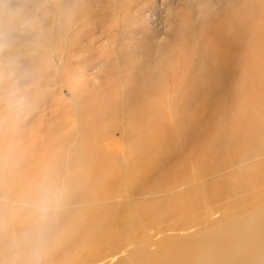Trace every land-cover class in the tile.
<instances>
[{"label":"bare ground","instance_id":"6f19581e","mask_svg":"<svg viewBox=\"0 0 264 264\" xmlns=\"http://www.w3.org/2000/svg\"><path fill=\"white\" fill-rule=\"evenodd\" d=\"M182 18L180 14V20L170 22V39L156 52L159 76L155 68L146 78L140 74L124 82L117 73L124 75L126 70L119 59L112 61L118 53L115 58L107 54L108 66H114L112 78L121 81L114 90L119 97L113 110L100 118L98 128L91 127L89 117L79 121L75 145L69 149V175L62 178L71 189V199L47 264H83L95 254L102 255L98 262L94 257L97 263L109 258L100 264H135L154 251L147 246L143 250L135 230L142 233L157 221L166 202L183 197L185 207H195L199 188L205 197L200 205L202 237L184 236L186 242L179 247L169 244L167 249H173L169 261L264 264V45L255 48L256 35L246 16V24L222 18L221 24L230 23L223 34L214 31L202 39H197L202 32L198 24H192L189 16L191 24L185 23V15ZM173 44L179 46L174 49ZM136 59L129 61L131 71L144 64ZM66 82L75 101L78 83ZM125 87L131 88L127 94ZM41 93L40 101L46 96L43 102H47V90ZM203 109L208 111L196 114ZM61 130L63 125L41 135L40 150L58 149L61 141L55 142L62 137L57 136ZM107 139L122 145L115 153L106 152L100 142ZM54 154L60 155L46 151L43 156ZM44 164L48 167L14 188L13 171H3L0 192L15 198L45 171L57 174L54 164ZM5 207L0 213L7 217ZM126 250L128 254L122 255ZM175 256L182 259L177 262Z\"/></svg>","mask_w":264,"mask_h":264},{"label":"rangeland","instance_id":"374dc122","mask_svg":"<svg viewBox=\"0 0 264 264\" xmlns=\"http://www.w3.org/2000/svg\"><path fill=\"white\" fill-rule=\"evenodd\" d=\"M53 1L51 0V5L54 16L48 22L46 40L38 51L30 53L39 69L32 89L36 97L35 110L22 123H6L0 126V151L11 149L15 160L12 170L14 175L10 181L14 184L12 188L15 184H24L25 179L31 180L39 170L47 168L48 165L44 164L45 162L54 164V168L58 169L57 175L61 179L64 175L65 177L69 175L66 168L68 159L72 157V151L69 149L75 145L74 138L78 135L79 121L89 117L92 121L91 127L98 128L100 118L107 116L108 112L113 110L119 97L118 90H114L115 84L119 85L121 82L120 77H118L120 81L118 83L116 78H112L115 72L112 70L114 66H108L107 54L112 53L111 57L115 58L114 55L118 53L116 59L112 61L119 59L122 69L126 70L127 74L123 75L120 70L121 75L117 73L124 82H127L130 76L136 79L140 74L146 78V73L155 68L158 69V73L155 74L159 76L161 65L156 52L162 51L166 46L170 39V22L180 20V14H183V18L184 15L187 18L186 24H191L188 16L192 24H198L202 32L197 39H202L203 34L210 36L214 31L222 35L223 27L230 24L225 22L221 24L224 18V20L236 21L234 24H246L244 20L246 16L256 35L253 37L255 48H258L260 44L259 48L264 45V0H58L57 5H55L57 0ZM209 5L215 9L210 15L206 14ZM70 12L74 13L70 15ZM175 46L179 45L173 44L172 48ZM133 54L138 59L132 57ZM118 55L121 57L118 58ZM135 59L144 64L131 71L128 66L129 61ZM70 79L74 83L73 86L78 83L75 101L66 86L69 84L66 81ZM47 81L48 85H46ZM40 84H43L42 88L39 87ZM111 88H114L113 91ZM43 89L47 90V102H43L46 96L40 101ZM129 89L131 88L125 87L123 92L127 94ZM59 99L62 100L58 102ZM52 100L58 101L54 104ZM42 102L45 105L42 106ZM201 111L198 110L195 113L203 115L206 110ZM62 125L63 130L57 131V136L60 133L62 137L55 142L57 144L61 141L59 148L40 150L43 145L41 135L49 134L47 132L53 129H61ZM119 141L102 140L100 148L106 152L115 153L122 145ZM46 151L58 152L60 155L43 156ZM201 190L203 188L195 191L199 196L195 207H185L186 200L183 197L178 202H166L167 208L157 221L144 227L142 233L135 230L134 233L139 235V243L143 245V250L146 246V250H154L146 258L139 257L135 264H172L168 254L173 249H167L169 244L179 247L186 242L184 239L187 238H183L184 236L202 237L200 205H203L205 197ZM145 194L142 199H146ZM4 197L8 196L4 194ZM5 206L8 213V206ZM163 238L164 240L158 241ZM121 254L127 255L128 250ZM99 256L102 255H90L87 257L89 261L83 264H89V262L95 264L96 259L97 262L101 259ZM173 258L177 262L182 259L181 256ZM97 262L96 264L101 263Z\"/></svg>","mask_w":264,"mask_h":264},{"label":"clouds","instance_id":"9594fccd","mask_svg":"<svg viewBox=\"0 0 264 264\" xmlns=\"http://www.w3.org/2000/svg\"><path fill=\"white\" fill-rule=\"evenodd\" d=\"M214 11L209 5L206 14ZM53 16L51 0H0V126L22 123L35 110L39 69L30 53L44 44ZM14 166L12 150L0 151V173ZM70 199V187L54 171L15 198L0 192V209L8 206L7 217L0 213V264H47Z\"/></svg>","mask_w":264,"mask_h":264}]
</instances>
